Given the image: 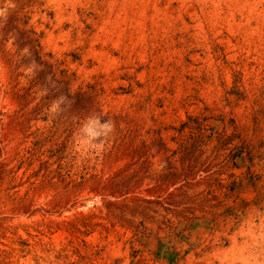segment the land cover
<instances>
[{"label": "rangeland", "instance_id": "1", "mask_svg": "<svg viewBox=\"0 0 264 264\" xmlns=\"http://www.w3.org/2000/svg\"><path fill=\"white\" fill-rule=\"evenodd\" d=\"M0 264H264V0H0Z\"/></svg>", "mask_w": 264, "mask_h": 264}]
</instances>
